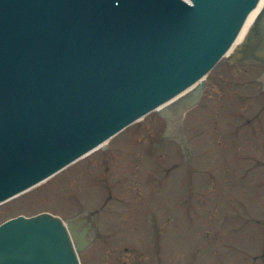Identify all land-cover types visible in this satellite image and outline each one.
Returning a JSON list of instances; mask_svg holds the SVG:
<instances>
[{
	"label": "water",
	"instance_id": "95a60500",
	"mask_svg": "<svg viewBox=\"0 0 264 264\" xmlns=\"http://www.w3.org/2000/svg\"><path fill=\"white\" fill-rule=\"evenodd\" d=\"M258 1L0 0V200L189 87ZM203 87L159 116L180 118ZM83 234L48 214L9 220L0 264H78Z\"/></svg>",
	"mask_w": 264,
	"mask_h": 264
},
{
	"label": "rangeland",
	"instance_id": "374dc122",
	"mask_svg": "<svg viewBox=\"0 0 264 264\" xmlns=\"http://www.w3.org/2000/svg\"><path fill=\"white\" fill-rule=\"evenodd\" d=\"M200 106L168 125L153 113L0 206V223L87 214L81 264H264V78L225 58Z\"/></svg>",
	"mask_w": 264,
	"mask_h": 264
},
{
	"label": "bare ground",
	"instance_id": "6f19581e",
	"mask_svg": "<svg viewBox=\"0 0 264 264\" xmlns=\"http://www.w3.org/2000/svg\"><path fill=\"white\" fill-rule=\"evenodd\" d=\"M263 1H264V0H260V2H259V4H258L257 8H256V9H255V10H254V11L248 16V18H247V20H246V22H245V25L243 26L241 32L239 33V35H238V37H237V39H236V41H235V43H234V45H233V47L231 48L230 51H232V49H233L234 47H236V46L242 41L243 36H244V34H245L247 28L249 27V25L251 24L252 20L254 19V17H255L256 14L258 13V11L260 10ZM197 83H198V81H197L193 86H195ZM176 125H177V124H176ZM104 145H105V144H103V145H101V146H104Z\"/></svg>",
	"mask_w": 264,
	"mask_h": 264
}]
</instances>
